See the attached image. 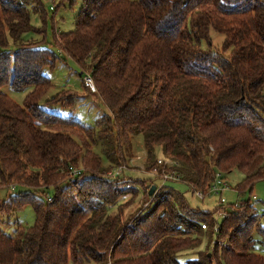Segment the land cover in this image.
Returning <instances> with one entry per match:
<instances>
[{"label": "trees", "instance_id": "16d2710c", "mask_svg": "<svg viewBox=\"0 0 264 264\" xmlns=\"http://www.w3.org/2000/svg\"><path fill=\"white\" fill-rule=\"evenodd\" d=\"M32 12L45 18L41 0H0V190H26L0 202V217L27 206L36 216L12 236L0 228V264H180L205 238L188 264H264L253 252L264 213L250 199L200 211L166 183L151 197L153 182L114 174L142 134L156 178L175 175L206 198L218 173L239 172L234 190L252 195L264 181V0H82L75 29L54 36L59 55L23 39L43 31ZM212 32L224 36L219 50ZM61 57L92 76L110 111L94 127L41 106ZM8 85L31 88L23 105ZM77 97L62 90L47 103Z\"/></svg>", "mask_w": 264, "mask_h": 264}, {"label": "rangeland", "instance_id": "374dc122", "mask_svg": "<svg viewBox=\"0 0 264 264\" xmlns=\"http://www.w3.org/2000/svg\"><path fill=\"white\" fill-rule=\"evenodd\" d=\"M46 16L43 18L40 14L32 12L31 23L37 29H43L41 33L30 32L23 35L24 40H35L41 42L40 46L53 50L59 55V50L54 46V36L60 33H68L75 29V18L79 13L82 0H41ZM34 5L30 6L32 9ZM211 37L214 40V49L219 50L224 36L216 32L211 33ZM11 49H15V45L11 42ZM46 75L52 80L53 88L42 99L41 106L48 111L59 114L63 117H74L85 127H94L97 124L98 119L105 115H110L109 109L103 103L100 95L96 93H89L84 86V78L80 76V69L78 65L68 57H61L57 66L53 70L47 69ZM62 90H73L78 93V97L73 107L65 108L60 104L48 105L54 96H56ZM31 88L17 91L10 85L2 88V92L7 94L16 103L23 105L26 96L30 93ZM96 151L101 154L103 158V164L108 167L112 162L106 158V155L102 152ZM124 156L127 160V167L123 166V171L126 177L134 180H147L153 182L155 186L162 187L165 183L171 187H174L178 191L185 193L187 200L191 206L200 211L212 212L221 201L218 196L210 195L206 198H200L197 194H193L189 191V188L179 182L164 181L163 179L156 178L155 171L148 172L146 169L147 162V149L144 144V136L138 135L132 139L130 146L124 148ZM154 160H166L161 148L155 149ZM118 169V168H117ZM116 169V170H117ZM115 170V171H116ZM231 187L230 191L225 192L224 199L227 202L225 204H240L248 199L251 200V204L256 209L257 213H264V181H259L254 187L252 195L250 193L242 194L234 190L242 179L243 174L235 172L229 177H225ZM139 192L138 201L142 202L144 190L139 184L134 186ZM20 191H26L24 188H9L8 190H0V202L3 203L9 195L16 194ZM52 191L49 192V195ZM130 196H127V199ZM149 201L152 200L150 197ZM144 204V202H143ZM151 202V207H152ZM218 221H222L223 214L216 215ZM36 222L35 212L32 207L27 206L17 211L15 214L8 217H0V228L8 235L12 236L16 233L19 226L32 227ZM254 247L253 252L264 256V240L257 234H254ZM209 240L206 238L203 240V244L200 248L195 250L196 252L188 251L182 253L178 259L180 264H188L191 261H195L199 258V251L206 247ZM205 250V249H203Z\"/></svg>", "mask_w": 264, "mask_h": 264}, {"label": "built area", "instance_id": "2783aa9c", "mask_svg": "<svg viewBox=\"0 0 264 264\" xmlns=\"http://www.w3.org/2000/svg\"><path fill=\"white\" fill-rule=\"evenodd\" d=\"M84 86L90 93H96L97 92L94 80H93L91 75H87L84 78ZM159 164L171 165L172 163L170 161L159 160ZM123 169H124L123 167L118 168L114 172V174L116 176H121L124 173ZM69 171H70V174L74 175V176L80 175L82 173L80 170H78V169H76L74 167H70ZM163 180L164 181H168V180L178 181L179 179L175 175L165 174ZM126 187L127 188H132L133 185L128 184V185H126ZM230 190H231V187H230V185L228 183V180L223 175L218 173L215 182L212 184V186L210 188L209 194L218 196L220 198V201H221L220 203L225 205L227 202L224 199V194H225V192L230 191ZM196 194L200 198H202V199L204 198L203 193L197 192ZM147 206H148V203H145L144 204V208H146ZM236 206H239V205L237 204ZM224 216H225V214H223V217Z\"/></svg>", "mask_w": 264, "mask_h": 264}, {"label": "water", "instance_id": "95a60500", "mask_svg": "<svg viewBox=\"0 0 264 264\" xmlns=\"http://www.w3.org/2000/svg\"><path fill=\"white\" fill-rule=\"evenodd\" d=\"M156 191H157V186H152L151 190L149 192V196L152 197L155 194Z\"/></svg>", "mask_w": 264, "mask_h": 264}, {"label": "crops", "instance_id": "0c3cea01", "mask_svg": "<svg viewBox=\"0 0 264 264\" xmlns=\"http://www.w3.org/2000/svg\"><path fill=\"white\" fill-rule=\"evenodd\" d=\"M89 92V91H88ZM90 93V92H89ZM92 94V93H91ZM231 176V175H230Z\"/></svg>", "mask_w": 264, "mask_h": 264}]
</instances>
